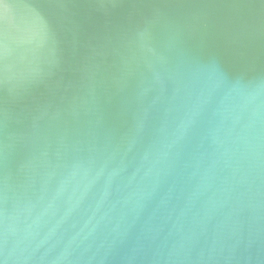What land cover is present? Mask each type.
<instances>
[{"label":"water","instance_id":"water-1","mask_svg":"<svg viewBox=\"0 0 264 264\" xmlns=\"http://www.w3.org/2000/svg\"><path fill=\"white\" fill-rule=\"evenodd\" d=\"M0 264H264V0H0Z\"/></svg>","mask_w":264,"mask_h":264}]
</instances>
